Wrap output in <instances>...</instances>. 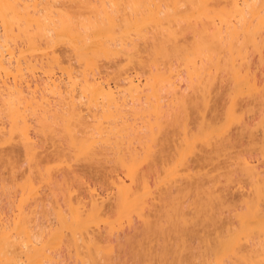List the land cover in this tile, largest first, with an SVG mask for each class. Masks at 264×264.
<instances>
[{
    "label": "bare ground",
    "instance_id": "1",
    "mask_svg": "<svg viewBox=\"0 0 264 264\" xmlns=\"http://www.w3.org/2000/svg\"><path fill=\"white\" fill-rule=\"evenodd\" d=\"M0 264H264V0H0Z\"/></svg>",
    "mask_w": 264,
    "mask_h": 264
}]
</instances>
